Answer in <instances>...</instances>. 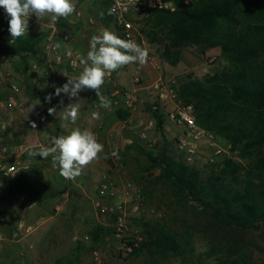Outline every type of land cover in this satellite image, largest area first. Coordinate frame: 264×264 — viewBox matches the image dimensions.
I'll return each instance as SVG.
<instances>
[{
	"label": "rangeland",
	"instance_id": "rangeland-1",
	"mask_svg": "<svg viewBox=\"0 0 264 264\" xmlns=\"http://www.w3.org/2000/svg\"><path fill=\"white\" fill-rule=\"evenodd\" d=\"M72 2L76 6V13L67 19L60 18L55 24L51 23L50 14L39 20L35 15L29 18L28 35L21 38L35 45L36 58L44 62H39L34 55L25 52L21 55L7 53L11 46H17L20 42L17 39L14 44L9 43V17L0 7V71L4 75L3 84L0 86V103L3 104L0 119L12 125L6 136V142L9 143L14 141L48 145V138L57 128H61L63 134L68 135L72 129L79 127L82 131L93 132L98 142L103 144L104 150L98 159L84 166L80 176L71 180L62 177L59 169L52 167V158H48L44 163L37 164L28 177L2 182L0 264H54L58 258L70 255L78 246L81 247V264H144V255H123L122 238L116 234L114 217L101 214L104 200L99 195L98 186L111 180L124 189L131 183L134 191L142 194L140 182L146 176L144 169L147 160L141 149L157 152L166 143L169 152L179 157L176 149L178 133L169 128L171 123H168L170 118L166 109H163L165 131L158 128L154 115L156 99L151 88L154 82L162 78L176 86L178 78L182 76L193 74L204 79L208 75L223 72L228 66L221 56L220 48L204 52L196 46L185 48L182 61L177 66H171L162 56L163 46L152 42L143 34V21L139 24L137 43L148 50L149 62L144 66L133 63L113 71L112 81L106 76L102 86L103 94L109 98L116 87L138 95L141 103L134 112L117 107L113 102L110 109L100 108L93 90L81 91L72 99L63 93L56 96L55 88L65 84L67 77L78 76L82 70L74 71L68 65H57L49 61L46 39L54 27L58 29L60 37L65 32L71 38L67 43H61L62 49L73 50L85 59L93 35L100 34L103 29L118 35L113 22L105 15L107 0H86L79 4H76V0ZM82 26L90 29L93 35L86 33L83 36L84 41L81 40L83 46L79 49L78 33ZM155 62L161 69L153 65ZM34 64L40 66L39 72L33 70ZM120 80L126 86L120 84ZM14 85L18 90L14 95L15 104L10 105L8 100ZM49 95L52 96L50 102L46 100ZM36 99L40 104L30 112L29 105ZM70 103L79 105V117L75 124L61 118V111ZM168 106L169 111H172L171 105ZM50 107L56 108L55 115H49ZM93 111H99L101 119H92ZM124 115L126 116L123 118ZM33 121L37 125L35 129L31 127ZM219 143L226 152L216 165L209 163L207 157L202 155L192 166L207 175L212 169L220 167L226 158L240 160L231 152L226 141L220 138ZM114 150H118L119 160L112 155ZM155 174L158 175L159 170ZM20 181L24 183L23 190L13 192V188ZM159 198V192L153 202L143 197L141 208L134 212L133 207L138 205L135 196L128 208V222L132 234L139 233L147 239L144 244L149 241V233L144 224H154L165 215V207H159ZM19 224H23L20 231ZM96 230H100L98 239L92 235ZM17 231L19 233L16 236ZM257 240L264 246L262 235ZM197 249L200 251L204 248L199 244ZM255 258L259 263H264V254L256 253ZM166 264L178 262L171 261Z\"/></svg>",
	"mask_w": 264,
	"mask_h": 264
},
{
	"label": "trees",
	"instance_id": "trees-1",
	"mask_svg": "<svg viewBox=\"0 0 264 264\" xmlns=\"http://www.w3.org/2000/svg\"><path fill=\"white\" fill-rule=\"evenodd\" d=\"M142 32L163 46L171 66L182 61L187 47L221 49L228 63L223 72L204 79L185 75L175 87L184 103L194 105L197 124L226 141L243 161L226 158L204 175L173 156L166 143L157 152L141 149L147 160L142 195L153 202L159 192L165 215L144 224L149 241L130 256L144 255V264H264L255 258L264 254L257 240L264 239V0H194L175 12L154 11L144 19ZM19 42L7 53L36 58L34 44ZM154 115L164 132V111ZM23 184L13 192H21ZM92 235L100 238V230ZM199 244L203 250L198 251ZM80 251L78 246L54 264H81Z\"/></svg>",
	"mask_w": 264,
	"mask_h": 264
},
{
	"label": "built area",
	"instance_id": "built-area-1",
	"mask_svg": "<svg viewBox=\"0 0 264 264\" xmlns=\"http://www.w3.org/2000/svg\"><path fill=\"white\" fill-rule=\"evenodd\" d=\"M109 2L108 18L113 22L115 30L122 39L131 38L137 43L139 35V24L148 18L154 11H170L175 12L179 8L189 7L194 0H180V4H175L173 0H107ZM115 8L116 11L109 14V10ZM80 15V13H79ZM59 31L56 27L46 39V52L48 59L53 64L68 65L74 71L82 70V56L73 50L56 49V43H67L71 40L70 36ZM157 69H161L155 62L153 64ZM40 66L34 64L33 70L40 71ZM4 75L0 71V86L3 84ZM112 81V73L108 76ZM153 94L156 99L154 111L157 109H165L168 105H173V110L168 116L173 123L182 130L176 136V149L178 155L189 165H193L204 152L202 147L205 145L208 151L205 153L209 163L216 165L220 158L226 152L219 143L220 138L214 133L200 127L196 121V110L194 105L186 104L180 98L177 88L159 78L152 85ZM17 87H11L12 95L9 96V104H15L14 95ZM115 106L120 107L128 112H134L137 109L141 99L138 95L131 93L125 89L116 87L110 96ZM3 104L0 103V110ZM12 125L0 119V186L4 180L15 179L27 173L33 172L37 164L41 163L43 158L39 156H30L32 151H39L48 145L30 144L24 142H6V136L10 133ZM231 148V146H230ZM48 158H51L49 156ZM116 160L120 159V154L114 156ZM100 197L104 200L101 207V214L104 216L112 215L115 219L114 228L116 234L122 238L124 256H130L140 249L147 240L139 233L132 234L128 222V208L131 202L136 199L138 205L133 207V211L137 212L141 208L143 195L141 192L134 191L132 184H128L121 189L117 183L106 180L98 186ZM23 228V224H19V231ZM19 231L15 233L17 236ZM1 240V236H0Z\"/></svg>",
	"mask_w": 264,
	"mask_h": 264
},
{
	"label": "clouds",
	"instance_id": "clouds-1",
	"mask_svg": "<svg viewBox=\"0 0 264 264\" xmlns=\"http://www.w3.org/2000/svg\"><path fill=\"white\" fill-rule=\"evenodd\" d=\"M0 7L5 10L9 17L8 31L11 35L10 44H14L17 39L28 35L29 18L35 15L37 19L50 14L51 23L55 24L60 18H69L76 13V6L72 0H0ZM115 8L109 10L111 15ZM60 49L62 45L58 42L54 45ZM149 62V52L131 38L122 39L114 32L103 29L100 34L93 35L90 39V47L86 59L82 58L80 63L82 71L78 76L66 77L67 82L61 87L55 88V95L61 93L67 95L69 99L75 98L81 91L93 90L99 101V107L110 109L112 101L103 94L102 86L105 84L106 76L123 66L136 63L144 66ZM52 96L46 97L51 101ZM62 103V101H61ZM40 101L34 100L29 105V111H33ZM49 115H55V107L48 109ZM62 119L75 124L79 117V105L68 104L63 110ZM92 119H101L99 111L92 112ZM31 127L35 129L36 123L31 122ZM47 147L39 151H32L30 156H39L47 159L52 158V167L59 169V174L65 179L71 180L81 175L84 166L99 158L103 153L104 146L99 143L96 135L88 130H81L76 127L68 135L50 136ZM118 150H114L112 155H117Z\"/></svg>",
	"mask_w": 264,
	"mask_h": 264
},
{
	"label": "crops",
	"instance_id": "crops-1",
	"mask_svg": "<svg viewBox=\"0 0 264 264\" xmlns=\"http://www.w3.org/2000/svg\"><path fill=\"white\" fill-rule=\"evenodd\" d=\"M80 3V1L79 0H76V4H79ZM82 3V2H81ZM86 33H92V35H93V32L90 30V29H87V27L86 26H82L81 27V29L79 30V39H78V44H77V47L79 48V49H81L82 48V46L83 45H81V40L82 41H84V38H83V36L85 37V35H86ZM76 45V44H75ZM122 72V71H121ZM119 74H121V73H119ZM120 84H122V85H124V86H126L125 84H124V82L123 81H121L120 80ZM168 107H170V106H166V111H168V113L167 114H169V112H171V111H169V109H168ZM171 108H173V105H171ZM171 123V124H169V128L171 127V131H173V130H175L174 131V133H179V132H181V128L180 127H177L174 123H173V121L172 120H169L168 119V123ZM168 131V130H167ZM104 134H106V132L104 133ZM60 135H64L63 134V132H62V129L61 128H57V130L53 133V135L52 136H60ZM178 135V134H177ZM208 151V149L206 148V146L204 145L203 147H202V152H204V156H206L205 155V153ZM48 159V158H47ZM44 162H45V160H43ZM41 162V163H44V162ZM49 161V160H48ZM47 161V162H48Z\"/></svg>",
	"mask_w": 264,
	"mask_h": 264
}]
</instances>
